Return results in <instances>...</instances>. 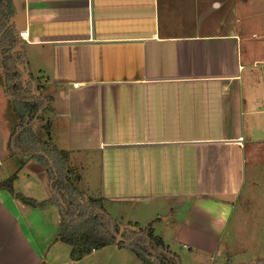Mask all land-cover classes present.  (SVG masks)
<instances>
[{
	"label": "crops",
	"instance_id": "crops-1",
	"mask_svg": "<svg viewBox=\"0 0 264 264\" xmlns=\"http://www.w3.org/2000/svg\"><path fill=\"white\" fill-rule=\"evenodd\" d=\"M11 2L10 20L27 39L10 51L21 53L31 90L51 98L40 119L49 140L68 151L80 193L99 196L118 224L152 222L180 264L207 256L215 264V255L223 264H256L233 254L248 250L252 235L227 226L252 182L264 181L263 7ZM17 119L0 69V181L15 173L13 191L43 199L49 190L28 156L7 147ZM58 228L55 204L30 205L0 187V264H141L113 243L71 259L69 246L53 240Z\"/></svg>",
	"mask_w": 264,
	"mask_h": 264
},
{
	"label": "trees",
	"instance_id": "trees-1",
	"mask_svg": "<svg viewBox=\"0 0 264 264\" xmlns=\"http://www.w3.org/2000/svg\"><path fill=\"white\" fill-rule=\"evenodd\" d=\"M11 4V0H0V69L4 74L6 94L18 118L8 135L7 147L11 154L28 156L32 163L30 168L43 179L49 195L36 200L13 191L11 182L15 173L1 180L0 187L30 205H56L59 228L53 240H60L69 246L68 255L71 259L113 243L132 251L141 264H180L178 254L152 232L150 222L142 227H119L99 196L80 193L77 188L78 174L65 163L68 151L56 147L49 140L47 120L42 126L45 138L33 131L32 124L43 110L50 108L51 98L31 90V79L19 67L22 63L21 53L10 51L20 40L18 28L10 20L13 12Z\"/></svg>",
	"mask_w": 264,
	"mask_h": 264
},
{
	"label": "rangeland",
	"instance_id": "rangeland-1",
	"mask_svg": "<svg viewBox=\"0 0 264 264\" xmlns=\"http://www.w3.org/2000/svg\"><path fill=\"white\" fill-rule=\"evenodd\" d=\"M248 3L249 5L252 6H254L255 4V6L263 7L260 8V10H262V13H264V4H263L264 0H248ZM241 72H243L242 74L244 78L246 72L244 70ZM32 86L33 84L31 85V87ZM263 109H264V104H263ZM261 116L262 118H264V113ZM43 122H44L43 118L40 119L39 117L34 121L32 125L36 130V133H38V135H41L42 138H45V136L43 135L44 131L42 128ZM262 177L264 178V175ZM261 182L264 184V181L261 180L260 178H258L257 181H254V183L252 182V184L248 189L249 192L248 195L246 196V200L240 199L238 201V204L236 205L233 211V215L227 226L228 230H240L243 233L252 235L251 239L253 240V243L251 244V247L248 250L246 249L245 252L238 251L233 254L237 257L238 260L254 259V261L257 262L256 264L264 263V187L261 188L260 185ZM262 193L263 196L259 199V196L257 195L258 194L262 195ZM113 213L115 212L113 211ZM155 221L157 222L155 226H158L159 220L156 219ZM146 224H147L146 222H142L141 226ZM118 225L119 227L126 226L124 222H119ZM150 225L152 228V232L156 234V230H154L152 222H150ZM174 250H177V248H174ZM184 252H186L188 257V258L185 257L186 261L192 260L196 264L198 263L208 264L210 261L208 260L209 259L208 256L201 257L199 259L196 257H192L191 259L190 258L191 255L188 254V251L184 250ZM211 258H213V256ZM213 259H214L213 262L215 264H220V263L223 264V262H219L218 255H215Z\"/></svg>",
	"mask_w": 264,
	"mask_h": 264
},
{
	"label": "built area",
	"instance_id": "built-area-1",
	"mask_svg": "<svg viewBox=\"0 0 264 264\" xmlns=\"http://www.w3.org/2000/svg\"><path fill=\"white\" fill-rule=\"evenodd\" d=\"M17 34L22 39H27V30L25 28H20L17 30ZM72 85H77V81H73Z\"/></svg>",
	"mask_w": 264,
	"mask_h": 264
},
{
	"label": "water",
	"instance_id": "water-1",
	"mask_svg": "<svg viewBox=\"0 0 264 264\" xmlns=\"http://www.w3.org/2000/svg\"><path fill=\"white\" fill-rule=\"evenodd\" d=\"M16 24H18V22Z\"/></svg>",
	"mask_w": 264,
	"mask_h": 264
}]
</instances>
